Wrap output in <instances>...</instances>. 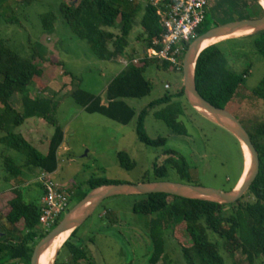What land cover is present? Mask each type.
Segmentation results:
<instances>
[{
  "label": "rangeland",
  "instance_id": "rangeland-1",
  "mask_svg": "<svg viewBox=\"0 0 264 264\" xmlns=\"http://www.w3.org/2000/svg\"><path fill=\"white\" fill-rule=\"evenodd\" d=\"M67 1L69 0H0V38L20 57L33 60L44 72L39 81H33L23 87L16 95L15 106L18 111H21L19 104L21 94L35 95L39 90V84L50 86L55 91L50 114L56 123L62 126L64 130L62 146L65 145L68 150H65V147L58 149L56 170L48 173V176L54 182L73 190L74 200L70 203L69 209L76 203L77 198L88 190L86 181L90 177L137 183L147 171L149 174L152 173L151 168L154 163L163 164L169 155L168 151L174 153V155L170 154L173 157L171 162L177 163L179 158H183L189 164L188 183L220 191L232 189L238 183L243 169L239 141L230 132L191 107L184 95L177 94L182 86V73L173 69L168 63L161 60L150 61L144 70V76L151 83L150 93L138 99H125L136 113L165 94L171 97V103L181 104L183 113L177 119L184 130L179 133L174 132L162 119L154 116L159 106L148 110L144 120V130L152 139L159 136L165 139L164 144L159 146H148L138 140L135 131L136 118L127 124H120L101 114L85 111L72 99L70 91L76 88L77 84L73 82L72 87L69 88L70 76L65 75L61 66L55 63L61 62L69 74L78 77L80 87L100 96L104 95L107 84L124 65L114 58L96 57L89 44L72 32L59 11V5ZM119 1L121 8L125 10H130L137 3H141L142 6L145 3V0ZM238 1L240 6L248 2V0H210L202 25H206L207 30L213 27V20L216 17L229 16L228 4ZM48 12L55 15V20L53 28L45 30L43 15ZM142 13L143 8L137 12L125 49L126 53L134 50L137 56L142 55L144 47L143 37L139 38V34L142 35L143 32L139 23ZM231 15L235 18L241 16L237 13ZM110 29L115 33L118 32L117 27ZM247 39L220 42L219 47L225 54L230 69L237 72L248 70L242 93L246 96L227 110L241 123L245 122L249 125L264 121V101L250 92L264 77V58L248 44L250 40ZM111 47L109 45V48ZM165 84L169 87L165 88ZM54 128L52 122L42 117H30L16 127L14 132L20 133L44 154ZM119 151L127 152L135 161L132 169L126 170L120 166L117 157ZM7 156L19 163L25 160L16 150L0 143V189L9 192L11 187L17 186L25 201L36 200L41 192L35 180L38 174L45 172L34 168L33 173L30 169L22 168L18 180L5 182L2 177L6 174L4 160ZM165 178L185 182L180 181V176L172 171ZM138 197L140 196L118 195L106 199L80 225L78 237L83 236L85 239V247L94 263L148 264L150 244L147 238L146 218L132 212V204ZM0 198V203H4L7 194H1ZM107 210L109 213L103 215ZM3 225L4 223L1 226ZM43 230L50 229L43 227ZM207 235L209 240L219 244L224 264L234 262L246 264L238 251L233 257L225 252L224 240L217 234L207 230ZM172 236V232L165 235L166 253L174 264H185L176 243L177 239L187 243V234L182 224H178L174 229V236L177 239ZM88 237H93L94 243L88 242ZM67 259H69L68 248H60L58 261ZM80 263L84 264V261ZM160 263L161 261L157 264ZM0 264H22V262L14 259L1 261ZM253 264H264V256L255 258Z\"/></svg>",
  "mask_w": 264,
  "mask_h": 264
},
{
  "label": "trees",
  "instance_id": "trees-1",
  "mask_svg": "<svg viewBox=\"0 0 264 264\" xmlns=\"http://www.w3.org/2000/svg\"><path fill=\"white\" fill-rule=\"evenodd\" d=\"M228 6L229 16L216 17L213 20V27L233 20L258 18L264 13L263 7L257 0H248L242 6L238 1ZM141 8L143 13L139 23L143 32L142 35L139 34V38L143 37L145 48L161 31L159 18L147 0L143 6L137 3L130 10L122 9L119 0H69L59 5V11L72 32L78 38L85 40L94 55L100 59H112L124 53L135 17ZM231 13H237L241 15V18H235ZM54 20L55 15L52 12L45 13L43 28L45 30L53 28ZM116 27L117 33L110 29ZM206 30V25L201 24L198 35ZM244 38H248L247 40H250L248 44L264 58V30L248 34V36L244 35V37H230L226 40L239 41ZM222 41L207 46L199 53L195 63V85L199 94L208 102L219 108L231 109L233 104L246 96L242 93L248 70L237 72L229 68L227 58L219 47ZM109 45L112 47L109 48ZM150 61L152 60L145 58L137 63L128 61L107 84L103 96L83 89L80 87L78 77L69 74L61 62L55 64H59L63 73L70 76L69 88L72 87L73 82H76L77 87L70 91V95L85 111L101 114L120 124H127L136 118L135 131L138 140L148 146H159L164 144L165 139L160 136L152 139L144 130V120L148 110L159 106L154 116L162 119L174 132L179 133L184 130L177 119L183 113L181 104L171 103V97L165 94L136 113L135 109L125 101L127 98H142L150 93L151 83L144 76L145 67ZM43 73L41 67L33 60L20 57L0 38V143L16 150L25 158L20 163L12 157L5 158L6 174L2 177L5 182L12 179L18 180L22 174V168L31 171L37 168L51 173L57 167V150L63 142L64 133L62 126L56 123L50 114L55 91L50 86L39 84V90L35 95L21 94L19 98L21 111H18L15 106L16 95L22 91L23 87L33 81H39ZM250 92L264 101V77ZM177 94L183 96L182 86ZM30 117H42L55 125L44 154L20 133L14 132L16 127ZM242 124L257 150L259 171L248 190L237 202L220 204L166 193L139 195L140 197L134 200L132 212L146 218L145 225L150 244L147 255L148 264H157L159 261H161L160 264H174L166 253L165 235L172 232V237L177 239L174 236V229L178 224L183 225L187 234V243H182L178 239L176 241L185 264H224L219 244L209 240L207 230H211L224 240V250L230 257L238 251L246 264H253L255 258L264 256V121L249 123V125L245 122ZM241 151L244 167L245 160L243 150ZM171 152L173 151H168L169 155L163 164L154 163L151 168L152 173L149 174L147 171L140 182L165 180V176L175 170V173L180 176L179 180L188 183L189 164L183 158H179L177 163L171 162L173 157L170 154L174 155ZM117 157L120 166L124 169L130 170L135 166V161L127 152L119 151ZM118 182L120 181L90 177L86 181L88 190L79 196L76 202L94 187ZM39 186L41 194L34 201H25L17 186L11 187L9 192L0 189V195L7 194L4 203H0V213L20 232L18 239L0 240V262L18 259L22 264H30L33 247L49 232V230H43V226L39 223V200L44 192L41 183ZM73 196L74 192L70 189L68 207L74 200ZM101 204L102 202L99 205ZM107 212L109 213L107 210L103 215ZM56 224L49 229L51 230ZM79 227L70 233L60 247L68 248L69 259L58 261L59 248L53 264H81V261H84V264H96L85 247V239L83 236L78 237ZM88 242L94 243L93 237H88Z\"/></svg>",
  "mask_w": 264,
  "mask_h": 264
},
{
  "label": "water",
  "instance_id": "water-1",
  "mask_svg": "<svg viewBox=\"0 0 264 264\" xmlns=\"http://www.w3.org/2000/svg\"><path fill=\"white\" fill-rule=\"evenodd\" d=\"M257 1L260 4V2L264 0ZM262 30H264V13L258 18L233 20L211 27L205 32L197 35L189 43L183 55L181 67L183 95L189 105L201 115L230 132L235 138H237L240 146L242 143L246 146L249 153L250 165L247 174L241 183H238L228 191H220L211 187L171 180H153L137 183H106L94 187L70 209H68L58 223L35 244L30 257V264H40V257L43 251L54 241V239L59 238L62 234L68 232V235L54 252L53 264L59 248L70 233L84 223L98 205L107 198L118 195L166 193L189 199H199L220 204H231L237 202L245 194L259 171V157L257 150L240 120H238L227 109L214 106L199 94L195 85V63L199 53L204 48L211 45L203 46V44L213 38L215 39L222 36H228V38L237 37L236 34L244 36Z\"/></svg>",
  "mask_w": 264,
  "mask_h": 264
},
{
  "label": "built area",
  "instance_id": "built-area-1",
  "mask_svg": "<svg viewBox=\"0 0 264 264\" xmlns=\"http://www.w3.org/2000/svg\"><path fill=\"white\" fill-rule=\"evenodd\" d=\"M147 3L154 8L161 31L144 48L141 57L131 61L161 60L181 71L183 55L190 41L198 35L210 0H147ZM168 87L165 84V88ZM38 180L44 191L39 200V223L48 229L68 211L70 189L54 182L45 173L39 175Z\"/></svg>",
  "mask_w": 264,
  "mask_h": 264
},
{
  "label": "crops",
  "instance_id": "crops-1",
  "mask_svg": "<svg viewBox=\"0 0 264 264\" xmlns=\"http://www.w3.org/2000/svg\"><path fill=\"white\" fill-rule=\"evenodd\" d=\"M227 40L225 39V40H223L222 42H226ZM143 50H144V47H143ZM143 50H142V53H143ZM138 57H141V56H137L136 54H135V51L134 50H132L131 52H129V53H126V51H124V53L122 54V55H119V56H117V57H115L114 58V60H118L121 64H123V65H126L127 64V62L128 61H130V60H132L133 58H138ZM63 133H64V130H63ZM24 137V136H23ZM25 138V137H24ZM26 139V138H25ZM27 140V139H26ZM63 145V142L61 143V145H60V147L58 148V149H60L61 147H63L62 146ZM64 147H65V145H64ZM63 147V148H64ZM65 150H68V148L67 147H65ZM58 151V150H57ZM56 170V169H55ZM54 170V171H55ZM53 171V172H54ZM33 173L35 172L34 170L32 171ZM43 172V171H42ZM53 172H51V173H53ZM243 172H244V167H243V169H242V171H241V174H240V176H239V178H238V183H239V181H240V179H241V177L243 178V176H244V174H243ZM36 173H37V171H36ZM47 175H48V173L47 172H45ZM38 178H39V174H38V176H37V180H35V182L38 184V186L40 185V183H39V180H38ZM36 179V178H35ZM237 183V184H238ZM236 184V185H237ZM39 189H40V186H39ZM40 192H41V189H40ZM4 223V225H3V227L1 226L2 224ZM20 237V232H19V230H18V228H16L14 225H11L7 220H6V218L0 213V240H12V239H18Z\"/></svg>",
  "mask_w": 264,
  "mask_h": 264
},
{
  "label": "bare ground",
  "instance_id": "bare-ground-1",
  "mask_svg": "<svg viewBox=\"0 0 264 264\" xmlns=\"http://www.w3.org/2000/svg\"><path fill=\"white\" fill-rule=\"evenodd\" d=\"M260 5L264 8V1H261ZM236 35L239 36L240 34H236ZM227 38H228V36H222V37L215 38V39L213 38V39L205 42L203 44V46H207V45L212 44V43H217V42H219L221 40H224V39H227ZM241 146H242V150H243V155H244V160L245 161H244V176H243V178L241 177L239 183H241V181L246 176L248 168H249V165H250V158H249L248 150H247L246 146L243 143L241 144ZM67 235H68V232L62 234L61 237L54 239V241L41 254L40 264H52V261H53V258H54V252H55L56 248L60 245V243L65 239V237Z\"/></svg>",
  "mask_w": 264,
  "mask_h": 264
},
{
  "label": "flooded vegetation",
  "instance_id": "flooded-vegetation-1",
  "mask_svg": "<svg viewBox=\"0 0 264 264\" xmlns=\"http://www.w3.org/2000/svg\"><path fill=\"white\" fill-rule=\"evenodd\" d=\"M174 173H175V170H172ZM165 180H167V179H165Z\"/></svg>",
  "mask_w": 264,
  "mask_h": 264
}]
</instances>
